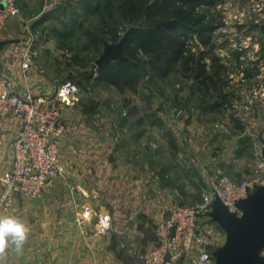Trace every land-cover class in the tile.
Returning <instances> with one entry per match:
<instances>
[{
	"label": "crops",
	"instance_id": "crops-1",
	"mask_svg": "<svg viewBox=\"0 0 264 264\" xmlns=\"http://www.w3.org/2000/svg\"><path fill=\"white\" fill-rule=\"evenodd\" d=\"M23 48L24 42L13 44L2 55L3 73L15 77L19 89ZM29 83L37 95H47L60 85L54 87L35 64ZM150 98L154 103L147 102ZM158 101L159 95L144 92L134 102L135 112L143 117L142 122L145 119L139 125L142 135L138 140L127 136V131L124 138L120 134L107 142L94 133L95 120L83 118L80 105L62 106L67 120L63 172L41 196L19 195L8 212L0 213L20 216L30 229L23 248L0 255V264H144L143 257L155 241V226L168 211L170 193H181L185 204L197 203L214 166H221L232 178L249 176L243 166V149H254L257 158L256 143L241 135L240 140L215 148L212 144L217 141H211L213 130L204 120L205 111L180 105L185 115H176ZM19 129L14 117L0 122V176L10 167L11 143ZM153 142L158 147L152 153ZM88 208L93 214L84 218ZM106 211L113 217V230L102 235L97 215Z\"/></svg>",
	"mask_w": 264,
	"mask_h": 264
},
{
	"label": "rangeland",
	"instance_id": "rangeland-1",
	"mask_svg": "<svg viewBox=\"0 0 264 264\" xmlns=\"http://www.w3.org/2000/svg\"><path fill=\"white\" fill-rule=\"evenodd\" d=\"M97 2L68 0L61 8L46 12L42 0H25L20 15L9 20L0 31V41L23 40L29 28L35 41L33 64L39 74L51 79L54 87L66 80L80 84L79 100L68 107L80 105L83 118L95 120L94 133L100 135L101 140L106 138V142L120 134L124 138L127 131V136L133 140L141 137L139 125L145 119L142 122L143 117L135 112L134 102L141 100L142 94L147 92L151 97L159 95L158 102L167 109L171 108L176 115H185L180 105L205 111L204 120L211 123L213 130L211 141H217V144H212L215 148L227 141L236 142L241 135L243 140H252L258 148L263 146L260 137L264 138V0H221L218 5L226 26L215 33L217 52L227 62L228 70L222 80L232 102V108L221 113L208 110L209 101L197 94L193 81L180 75L179 67L166 80H154L145 69L144 60H141L144 58L132 51L125 52V57L129 58V68L137 82L136 90L119 89L99 80L95 62L102 55L104 44L118 43L130 27L118 19L117 23L109 21L114 25H110L108 30L103 29L95 9ZM108 7L114 15L117 13L109 4L103 9L106 13L109 12ZM238 54L241 55L239 60ZM46 94L52 97L54 88ZM152 99L147 102L154 101ZM246 105L251 106L249 111L245 109ZM128 109L134 112L130 113ZM256 112L259 118H255ZM154 144L150 145L152 153L158 147ZM133 148L140 150L138 145ZM243 150L246 158L243 166L247 167L246 173L250 175L257 163L255 150ZM201 195L202 189L200 199L196 195L197 202ZM203 221L202 228L210 232L209 247L215 252L224 245L226 233L212 219L204 218Z\"/></svg>",
	"mask_w": 264,
	"mask_h": 264
},
{
	"label": "built area",
	"instance_id": "built-area-1",
	"mask_svg": "<svg viewBox=\"0 0 264 264\" xmlns=\"http://www.w3.org/2000/svg\"><path fill=\"white\" fill-rule=\"evenodd\" d=\"M22 0H0V31L9 20L21 13ZM46 12L66 5L68 0H42ZM21 53L22 87L17 88L15 77L0 75V122L16 118L20 129L12 142L13 157L10 167L0 176V213L8 212L17 196L39 197L63 172L62 147L67 120L62 106H72L79 100L80 85L66 80L54 90L52 97L37 95L29 83L34 63L35 41L28 28ZM245 109L249 111L250 105ZM155 145V144H154ZM260 146L257 163L251 174L242 179L232 178L221 166H214L202 187L201 200L195 204L183 203L182 194H169L170 205L166 215L155 226V241L143 257L144 264H217L210 249V232L202 228L204 218L211 219L216 197L229 210L241 216L238 203L264 185V158ZM87 209L83 217L90 218ZM99 234L113 230V217L106 211L97 215ZM264 254V251L263 253Z\"/></svg>",
	"mask_w": 264,
	"mask_h": 264
},
{
	"label": "trees",
	"instance_id": "trees-1",
	"mask_svg": "<svg viewBox=\"0 0 264 264\" xmlns=\"http://www.w3.org/2000/svg\"><path fill=\"white\" fill-rule=\"evenodd\" d=\"M97 3L95 9L103 29L114 25L109 21L117 23L119 19L132 30L124 57L125 52L139 53L145 69L157 81L166 80L179 67L180 75L193 81L196 92L209 101L210 112L221 113L231 108V97L222 80L228 70L227 62L218 54L215 38V33L226 26L223 13L218 10L221 0H98ZM107 4L115 7V15L110 7L108 13L103 10ZM240 56L236 55L237 60ZM125 58L97 68L98 79L119 89L136 90L129 58Z\"/></svg>",
	"mask_w": 264,
	"mask_h": 264
},
{
	"label": "water",
	"instance_id": "water-1",
	"mask_svg": "<svg viewBox=\"0 0 264 264\" xmlns=\"http://www.w3.org/2000/svg\"><path fill=\"white\" fill-rule=\"evenodd\" d=\"M132 30L116 44L105 43L102 55L96 60L97 68L111 65L115 61H123L124 48L131 37ZM25 41V39H9L0 41V75L4 72L2 55L11 45ZM262 156L264 158V138ZM242 211L239 216L224 205L219 197L213 203L210 217L218 223L226 233L224 245L218 248L214 255L217 264H264V185L260 186L248 198L238 203Z\"/></svg>",
	"mask_w": 264,
	"mask_h": 264
},
{
	"label": "clouds",
	"instance_id": "clouds-1",
	"mask_svg": "<svg viewBox=\"0 0 264 264\" xmlns=\"http://www.w3.org/2000/svg\"><path fill=\"white\" fill-rule=\"evenodd\" d=\"M26 222L17 215H0V255L9 249L19 252L29 235Z\"/></svg>",
	"mask_w": 264,
	"mask_h": 264
}]
</instances>
